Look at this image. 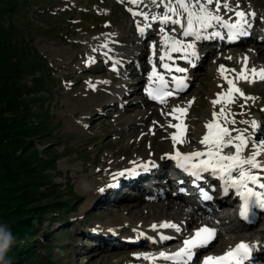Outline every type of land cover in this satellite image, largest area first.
Masks as SVG:
<instances>
[{
  "label": "rangeland",
  "instance_id": "374dc122",
  "mask_svg": "<svg viewBox=\"0 0 264 264\" xmlns=\"http://www.w3.org/2000/svg\"><path fill=\"white\" fill-rule=\"evenodd\" d=\"M166 2L167 0H141L139 8L133 7L129 0H10L5 4L6 7L13 4L15 9H6L0 2V54L4 56L1 62L3 73L7 76L0 83V101H14V107L9 103L7 108L10 111L6 116L15 114L14 109L17 107L27 110V116L24 117L29 124L37 125L36 131L39 134L33 138L30 136L26 153L28 156L29 152L37 150L29 158L28 164L32 167L37 162V170L32 173L36 175L38 183L19 187L17 191L29 190L27 196L32 195L30 206L43 205V210L65 208L59 216L48 213L40 218L36 231H33L37 234L28 255L30 264H140L134 255L140 252L139 247L114 246L113 242L118 244L120 238V235L111 236L114 230L122 226L129 231L138 232L141 224H158V220L162 223L168 221L185 224L190 220L192 222L193 218V227L203 221L200 217L196 218L200 215L190 213L185 202L182 204L183 200L181 206L179 200L169 197L171 195H167L165 200L162 197L155 203L148 202L140 192L137 193V190L140 191L137 186H126L123 191L109 192L108 181H105L113 170L110 168L111 163L136 157L132 158L130 166L121 171L136 166L133 162L141 163L138 159L143 157L140 154L145 151L144 146H148L147 150H150L151 145L146 140L139 142L140 134H147L150 130L156 135L155 141L158 144L153 147L152 155L158 151L156 149L168 150L173 147L171 135L163 120L155 124L156 127L151 125L153 128L149 125L152 120H148L147 124L134 125L128 131L120 130L121 127H126L123 120L131 113L141 108L144 111L150 109L148 105L142 107L138 73L148 69L142 57L149 55L152 46L148 50L142 46L136 48V44L142 43L140 34L136 35V23L139 22L142 27L149 22L152 25L154 32L149 33L148 29L146 36H143L145 45L157 41L159 45L156 47L163 49L165 44L160 32H157L164 25L157 23L153 26L154 21L133 16L128 9L146 12L151 17L163 14ZM158 3L162 4V8H157ZM230 4L233 7L239 4L246 10L255 7L258 13L256 25L264 18V0H231ZM248 12L249 10L246 11ZM220 14L225 17L229 12L222 7ZM167 25L165 28H170ZM173 28L181 30L179 25ZM195 43L197 44L196 41ZM104 44L108 45L104 52L120 55L127 61L125 62L128 64H124L121 71L114 73L110 70V65H115L116 62L113 57L96 55L93 51ZM250 44L252 43L222 51L215 50L212 58L213 51H208L207 55L201 57L203 63L199 61L198 65L201 67L198 66L195 70L194 80L186 88L184 96L173 102L180 104L181 101H188L191 112L187 120H182L190 127L189 137H203L196 128L203 123L204 112L210 107L209 93L213 87L220 89L223 95L233 96L234 92L225 89L226 86L216 78L218 69L224 63H217L215 59L221 57L226 61H233L228 68L229 78L233 82L244 80L239 76L236 78L237 68L241 63L239 58L243 52L250 51L254 58L252 63L261 65L264 69V61H261L264 57L257 54V50H263L264 46H258L255 51L251 48L253 44ZM90 57L94 58V62L89 66L86 61ZM256 65L253 66L257 67ZM129 66L136 72H129ZM42 69L44 72L41 74ZM223 76L228 77V73ZM106 81L123 87L126 85L124 91L128 94L125 102L123 100L124 104H113L104 94L90 93L92 84L96 87L97 83ZM237 87L244 93L243 96L239 92L235 93L241 100H237L236 104H240L237 107L234 104L227 105V102L224 104L225 97L222 95L217 110L223 108L227 118L236 123L254 118L264 129V81L257 86H250V91L242 84ZM0 114L2 115L1 109ZM261 139L264 138L257 133L253 135L251 143L256 144ZM192 142V146L196 145V141ZM21 153L24 151L19 149L18 155H22ZM261 156V159L264 158V155ZM12 176H18V179L10 180L12 184L29 180L26 173L18 172ZM120 177V180L128 181L127 176ZM153 181V186L157 187L156 181ZM132 183L137 185V181ZM100 188H105V191L101 193ZM117 196L121 200L117 201ZM168 200H173V206H168ZM2 205L0 204V223H5L7 219L3 217ZM131 206L143 213L144 218L129 212L128 208ZM258 222L251 233L229 230L227 239L245 237L246 241L252 234L260 241L264 238V211ZM226 226L223 225V232H226ZM98 229L100 232L95 234ZM224 238L226 237L219 236L211 249L227 242ZM18 258L12 257L13 264H18Z\"/></svg>",
  "mask_w": 264,
  "mask_h": 264
},
{
  "label": "snow or ice",
  "instance_id": "6c2138e0",
  "mask_svg": "<svg viewBox=\"0 0 264 264\" xmlns=\"http://www.w3.org/2000/svg\"><path fill=\"white\" fill-rule=\"evenodd\" d=\"M133 5H138L141 0H129ZM156 2V0H154ZM214 5V7H213ZM226 9L228 12H234L235 20L225 19L220 14L221 8ZM165 11L162 15L149 16L146 12H138L133 8H129L128 11L133 16H142L145 21H157L160 25H179L183 30L184 37H192L195 41H201L204 39H212L218 37L225 39V35L221 31H208L215 27L222 26L227 29V39L235 41L241 37L248 36L250 34L249 29L252 26V22L256 18L254 11L246 13L240 8L239 4L233 7L228 0H167L164 3ZM151 27V23H145L142 27L139 22L136 23L137 30L141 35H145L147 30ZM159 32L162 33V39L165 42V52L159 59L160 61H171L172 57L169 55L167 48L170 46L172 52L182 53L179 57L192 64V61L198 58V49L195 42L185 43L178 39L174 35H170L165 32V28L161 26ZM175 32V28L172 29ZM206 33V35H205ZM168 41H171V45H168ZM104 49L108 48L107 44L102 45ZM153 58H155V44L152 45ZM191 51H188V50ZM97 51V49H93ZM109 55L108 51L104 52V56ZM245 67L247 57L244 58ZM94 62V58L90 57L86 63L91 65ZM194 67L195 65L192 64ZM163 67L169 72L173 71L170 63H163ZM115 70V69H114ZM224 70V66L221 65V71ZM175 72L181 73L180 76L173 77L175 83V90H183L186 84L187 77L183 75L187 73L188 68L176 66ZM234 71V70H233ZM252 73L259 74V78L264 80V69L257 70L251 69ZM153 77L159 80V88L153 89L151 83L149 87L145 89L149 96L153 100H158L161 104L165 103L166 97H171L173 91L168 89L167 82L163 75L157 73L156 64L153 60L152 72L149 74V80ZM241 79H247L246 76L241 75ZM254 82V81H253ZM105 83H108L107 81ZM231 85V92H239L240 95L244 93L233 84L232 80H228ZM95 87L94 84L91 85ZM220 95V94H218ZM229 99L231 95L229 94ZM254 99V98H249ZM219 100L213 101L218 103ZM173 112L184 113L185 109L178 108L173 109ZM225 110L222 108L220 115H224ZM171 115V112L169 113ZM217 113H213L215 117ZM176 119H180L179 116ZM232 124L236 121L232 120ZM242 123L247 124L248 121ZM253 128H259L256 121H252ZM170 127L179 129V134L173 133L172 140L174 143H183V135L185 132V126L183 124H173ZM208 134L199 141L200 144L205 145L207 151H190L187 153L179 150L175 151V154H166V159H171L176 162L178 167L188 173L194 181L198 182L202 180L204 173H210L212 178H216L223 183V192L228 195L234 190V194L242 200V208L240 216L245 221L251 223L250 214L254 209L264 210V176L260 173H264V162L260 161L258 157L264 155V139L259 140L258 144L253 147L250 155H245V149L248 147L246 136L244 132L239 129L235 131L238 133L236 136H232L231 131L227 127H222L219 122L209 121L207 124ZM232 147L235 149L234 153L222 154V149ZM204 157H207L206 159ZM136 162H133L135 164ZM152 163V162H149ZM148 164L138 165L137 167H147ZM138 174L136 167L124 169L118 173V176H132ZM116 176L113 177L115 181ZM112 185H108L111 187ZM199 188V184H197ZM99 191L103 193L105 188H100ZM202 196L204 200H212V195L208 191L202 190ZM151 228L155 231L158 228L161 229H174L176 232H181L180 225L174 222L165 221L161 225L153 224ZM217 229L204 225L195 230L194 235L188 236L183 239L182 247L174 252H159L158 256L149 253L134 254L137 258L141 256L145 259L156 260L163 258L166 261H172L173 264H195L196 260H200L202 257V264H245L246 261H252L254 251L260 250V242L255 244H249L248 242H240L235 248L228 250L223 255L213 256L204 255L205 250L216 239ZM161 240H170L173 237L164 235L161 233L159 236Z\"/></svg>",
  "mask_w": 264,
  "mask_h": 264
},
{
  "label": "bare ground",
  "instance_id": "6f19581e",
  "mask_svg": "<svg viewBox=\"0 0 264 264\" xmlns=\"http://www.w3.org/2000/svg\"><path fill=\"white\" fill-rule=\"evenodd\" d=\"M228 2L230 3L231 0L228 1ZM240 8L242 9L243 7L241 6ZM249 10L255 11L254 8H251ZM226 19H229V18H226ZM165 27L166 26L164 25V28ZM170 28H165V32L170 33V34H173L178 39H180V40H182V41L185 42V37L182 34V31L183 30H180V31L175 30V32H172V29L173 28H171V29ZM219 29L221 30V29H224V28L222 26H219ZM212 30L215 31V29H209L208 31H212ZM205 35H206V33H205ZM143 36L144 35H142V37ZM255 39H258L257 38V35H256V38ZM213 42L216 43V40H214ZM251 48H253L255 50V49H258V46L255 47L254 44H253V46ZM253 49H251V50H253ZM167 51H168L169 55H171L172 61H180V58L179 57L182 55V53L172 52L171 47H168L167 48ZM188 51H191V50L189 49ZM209 51H214V50L211 49ZM95 52H96L95 53L96 55H102V54H104V48L103 47H100ZM164 52H165V48L163 49L162 54H164ZM207 52L208 51H205V53H207ZM199 54H201V51H199ZM257 54H258V56H261L263 58L264 57V49L263 50L262 49H258L257 50ZM211 56L214 57L215 55H211ZM108 57H110V58L113 57V59L116 61L114 66H116L118 69H120L122 67V65L126 61L125 59H123L122 57H120V55H117V56L108 55ZM150 57H153V53L150 54ZM155 57H157V55H155ZM245 57H247L246 67H245V60H244ZM254 57H255V55H254ZM218 58L219 59H215V61L217 63L218 62H223L225 67H224V70L223 71H221V68L218 69L219 72H217L218 74L216 75L217 76L216 78H217V80L221 81L219 83L228 82V80L230 79L229 76H228V78H225L223 76V74L224 73H229V69L228 68L231 66V64L233 63V61H230V60H227L226 61V59H223L221 57H218ZM239 59H241V63H240V65L237 68L238 73L236 75V78L239 76V72H244V76H247V77L253 79L254 82H256V83H257V81L261 80L259 78V75L258 74H255V73H252L251 72V69H252L253 65H256V64H254V62L252 63V61L254 60V58H253V55H251L250 51H249V53L248 52H243L241 54V58H239ZM261 61H264V60L262 59ZM226 62H228L227 65H226ZM198 63H199V55H198V58L195 60V66L198 65ZM256 66L257 67L255 69H257V70L263 69L261 65H256ZM191 73H193V70L192 69L190 70V73L189 74H191ZM261 81L263 82L264 80H261ZM96 87H93L90 93H96V94H99V95L100 94H104L105 96H107V98L109 100L113 101V104L116 103L117 105L118 104L119 105H122L124 103L123 100L125 101V96L127 94V92L124 94V92H125L124 89L126 88V85L125 84H124V87H123V85H119V84H115V83H105V82H102V83H97L96 84ZM244 88L247 91L249 90V87H247V86H244ZM218 94H220V95H218ZM222 95H223V92L220 89L215 88V87L212 88L211 92L209 93V103H210V107L207 110H205L204 115H203V123L198 128H196V131L199 132L200 134H203V137H204L205 133H207V124H208V122L217 119V120L220 121V124H221L222 127H227V128L230 127V131H231L232 136H236L238 134L235 131L236 129H239L241 132H244V134L246 136L247 144H248V147L245 149L244 154L245 155H250L253 147H255L258 144V143H256V144L251 143V141H253L252 140L253 135H255L257 133H260L261 136L264 138V129L261 127L260 124H258V122L256 121V119H254V118H250L249 120H245V121H248L247 124H245V123H239V122H237L235 124H232L231 123L232 119H228L227 118V114L225 112H224V115H220L221 109H218L217 110V106H219V104H221L220 101H222ZM215 100H219V102L218 103H213V101H215ZM112 107H114V106L112 105ZM142 107H143V105H142ZM179 107H186V108L189 109L188 101L186 100V102H180V104H173L172 102H169L164 107H156V108L153 107L151 109H146L145 111L142 108L141 109H137L136 111H134L133 113H131L127 118H124L123 123L126 124V127H121L120 130H123L124 132L125 131H128L134 125H137V124L139 126L140 125H143L145 122L147 123L148 120H152V123L149 124L150 126L153 125V124H157L159 121L163 120L164 126L167 128V130H168V132H169V134L171 135V138H172L173 133L179 134V129L178 128H175V127H170V125H173V124H183L185 126V132H184V135H183L182 139H183V141L185 143L182 145V143H174L173 140H171L172 142L171 141L170 142L173 145L172 148L178 147V150H180L181 152H184V153H187V152H190V151H200V149L202 150V148H205V145H202V144L199 143V141L203 139L202 135L199 138L189 137L188 134H189L190 127L187 124V122H183L182 121V117L184 116V114H180L179 112H173L172 111L173 109H178ZM170 112H171V115L169 114ZM213 113H217V115L214 117L213 116ZM177 116H179L180 119H176ZM252 121H256L257 122V125H259L260 127L259 128H253L252 123H251ZM140 136H139V142H142L143 140H146L148 142V144H150L151 146L149 147L150 150H147L148 149V146H144L145 151L142 154H140L143 157L140 158V159L137 158L138 161H140L141 163L142 162L149 163L147 159L150 158L152 163H149V164H152V165H154V163H164V162H167V160L168 161H173L171 159H167V160H166V158L163 159L166 154H173V155L175 154V151L172 148L171 149H168V150H166V149L163 150L162 148L156 149L158 151L157 152L155 151V153L152 155V152L154 151V150H152L153 147L157 146V144H158V142L155 141V136L156 135H153L152 131L149 130L147 134H140ZM193 140L196 141V145H193L192 146V144H193L192 141ZM155 142H156V144H154ZM133 144H134V142L131 145L133 146ZM142 145H143V143H142ZM234 151H235V149L232 148V147L224 148V149H222V154L227 155V154L234 153ZM112 155L114 156V153H112ZM261 157H263V156H261ZM261 157H258V159L260 161L264 162V158L261 159ZM132 158H136V157H131L130 159L128 158V159H125V160H118V161H115V162L111 163L110 168L113 169V170L111 172H109V175L107 176V178H109V179L106 178L105 181H108L107 182V185H111V182L114 181L113 180V177L116 176L117 177L116 180H119V182H121V185L119 187H114V185H112L110 187L109 192L112 191V190H119V191L122 190L123 191V189L125 190V187L126 186L127 187L137 186L139 188V190H140L139 192L141 193V196L148 199L147 196L150 195V192L148 190L149 189V186L147 185V182L146 181H150V182H153L154 183L153 180H155V176H160V175L164 174L165 173V169L163 168V166L161 164V166L156 167L155 169H150V170H142L141 169L140 172L142 171V173H141V175H139L138 178L132 177V179L129 180V176H127V178H128V181L127 182L126 181H123V180H120L121 177L118 176V173L121 171L122 168L127 167V166H130L131 161H132ZM204 158L206 159L207 157H204ZM134 165H138V164H134ZM133 167H136V166H132V168ZM113 171H114V174L112 175V172ZM260 174L262 176H264V173H260ZM132 181H137V185L134 184V183H132ZM139 181H144V182H139ZM156 183H157V181H156ZM162 195H164V196H157L153 200V203L157 202L156 200L158 198H160V197H167V195H169V194H162ZM119 200H121V199L117 196V201H119ZM184 202H185V206H186L187 204H186V200L185 199L183 200L182 204ZM167 203H168V206H173V204H174L173 200H168ZM182 204H181V206H182ZM186 207H188V206H186ZM223 209H225V208H223ZM128 210H129V212L134 213L136 216H139V218H141V217H142V219L144 218L143 213H141L140 211L134 209L132 206L129 207ZM188 216H190V215H188ZM197 217H200L201 219H203V216H196V218ZM125 218H127V217H124V219ZM128 218H130V217H128ZM124 221H127V220H124ZM194 222L195 221L192 218V222L190 220V221H188V223L186 222L185 225H181L179 223H178V225H180L181 228L184 227V229H195V228H198V226L201 225V223H203V222L198 223V226L193 227L192 224ZM159 224L161 225L162 222H160ZM132 226L133 225L130 226V228H129L130 230H131V227ZM134 226H136V225H134ZM145 226H147V224H141L139 228H145ZM127 229L128 228H123L122 226H120V228H118V229H116L114 231L112 230L113 232H117V233L114 234L112 232L111 233V236L116 237L117 235H120L119 243L116 244L115 242H113L114 243V246L120 245V246H124V248H127L128 246H131L132 244L125 245L126 242L124 241V238H137V239H140L139 238V235H138V232L129 231ZM148 230L153 235H157L159 232H163L165 234L167 232H169V229L166 230V229H161V228H158L157 230L154 231L151 228V225L148 228ZM132 234H134L135 236H133ZM143 241H146V240H142L139 243H141V245H145V242H143ZM258 241H259L258 239L253 240V241L250 240V243L251 244H255ZM259 242H260V247H262L263 244H264V241L262 240V241H259ZM222 244H229V243L224 241V242H222ZM149 254H151V253H149ZM211 254H215V252H211ZM109 258H110V256H109ZM136 259H137V256H136ZM138 261H139L138 263H140V264L141 263H143V264H156V260L145 259L142 256L140 258H138Z\"/></svg>",
  "mask_w": 264,
  "mask_h": 264
},
{
  "label": "trees",
  "instance_id": "16d2710c",
  "mask_svg": "<svg viewBox=\"0 0 264 264\" xmlns=\"http://www.w3.org/2000/svg\"><path fill=\"white\" fill-rule=\"evenodd\" d=\"M10 0H0L1 5L5 8ZM10 4L6 9H15V5ZM3 8V9H4ZM1 17V11H0ZM3 55L0 54V83L2 78L7 77L3 73L2 59ZM43 69L40 70L42 74ZM11 103L14 107L13 100H1L0 109L2 115L0 114V204L2 205L3 217L7 219L5 223H8L13 231V234L17 237V244L13 247L10 256H18V264H30L29 253L31 252V243L33 238L37 234V226L39 225V220L43 215L50 213L58 214V216L63 213L64 207L54 209V210H43V205L30 206V197L28 195L27 189L22 191H17L19 187L27 186L29 184L38 183V179H35L36 175L32 172L37 170V162L29 167V158L33 157L37 150L29 152L28 156L26 153L28 151L30 136H38V130L36 124H29L27 118V110L22 107H17L14 113H10L6 116V113L10 111L7 107ZM21 110H18V109ZM4 115V116H3ZM6 116V118H5ZM22 149L24 153L18 155V150ZM14 154V156H11ZM25 174L28 181H20L18 184L10 183V180L18 179V176H12L16 173ZM17 181V180H16ZM19 181V180H18ZM12 184V185H8ZM71 208V207H70ZM68 208V209H70ZM39 231V230H38ZM20 240L24 242L19 243Z\"/></svg>",
  "mask_w": 264,
  "mask_h": 264
},
{
  "label": "clouds",
  "instance_id": "9594fccd",
  "mask_svg": "<svg viewBox=\"0 0 264 264\" xmlns=\"http://www.w3.org/2000/svg\"><path fill=\"white\" fill-rule=\"evenodd\" d=\"M17 237L8 223H0V264H13L10 253L17 244ZM20 240L19 243H23Z\"/></svg>",
  "mask_w": 264,
  "mask_h": 264
}]
</instances>
